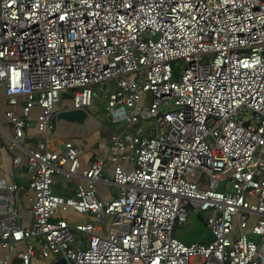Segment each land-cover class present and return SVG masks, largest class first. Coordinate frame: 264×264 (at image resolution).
Wrapping results in <instances>:
<instances>
[{
	"label": "built area",
	"instance_id": "2783aa9c",
	"mask_svg": "<svg viewBox=\"0 0 264 264\" xmlns=\"http://www.w3.org/2000/svg\"><path fill=\"white\" fill-rule=\"evenodd\" d=\"M0 94L24 100L3 113L0 264H264V0H0ZM63 96L83 111L101 97L127 126L83 168L70 141L52 146ZM32 108L24 225L13 151ZM61 178L72 196L54 192ZM98 184L116 191L101 200ZM189 212L207 214L209 244L172 236Z\"/></svg>",
	"mask_w": 264,
	"mask_h": 264
},
{
	"label": "crops",
	"instance_id": "0c3cea01",
	"mask_svg": "<svg viewBox=\"0 0 264 264\" xmlns=\"http://www.w3.org/2000/svg\"><path fill=\"white\" fill-rule=\"evenodd\" d=\"M67 98V97H66ZM68 99V98H67ZM69 100V99H68ZM68 100H63L68 103L62 102L59 103L58 107L56 108L55 114L62 111H68L71 109V103ZM24 104L23 98H19V102L17 106H10L7 104L5 98L0 94V179L8 180L10 179V174L12 173V163L11 157L8 152L7 146L9 141H11V125L8 121H6L3 117V113L6 111H12L16 116L21 117V107ZM87 114L92 116L94 119L93 114H98L97 110L94 108L92 103V107L85 111ZM39 113L38 108H32L30 111V117L28 119L29 127L25 131V137L23 139L17 140L15 142L16 147L14 148V154L18 155L23 165L20 169L16 172L15 181L20 186V191L18 192V198L16 200V206L19 210L21 215V223L24 225H28L30 221V208L32 205L33 194L28 189L27 186V179L24 174V160L26 158L27 152L33 149L36 143L43 138L42 134H39L35 127V116ZM55 114L53 116V130H52V146L56 150H60L62 145L66 141H70L75 147H77L81 151L80 155V164L81 168L87 165V162L93 160L98 156H107L108 154V147L110 145L109 137L112 132L116 129H126L127 126L119 127L120 123L114 124L110 119H104V121L99 122L101 124V128L96 130L89 135L81 138V139H68L66 137L55 136L56 132V124L54 121ZM107 116V115H106ZM97 119V118H96ZM95 119V120H96ZM124 166H128L125 164ZM76 181L70 180L65 181L62 178L57 179L55 185L53 186V190L56 194L69 197L74 194ZM97 194L101 200H108L111 195L116 191L114 186H106L103 184H98L96 187ZM72 215L77 219L75 221L70 220L68 216ZM70 224H77L82 223L84 221V216L75 214L72 211H67L61 214ZM18 249L21 250L22 246L19 245ZM11 264H21L20 260L15 257V255L10 254ZM40 264H49V262H42Z\"/></svg>",
	"mask_w": 264,
	"mask_h": 264
},
{
	"label": "rangeland",
	"instance_id": "374dc122",
	"mask_svg": "<svg viewBox=\"0 0 264 264\" xmlns=\"http://www.w3.org/2000/svg\"><path fill=\"white\" fill-rule=\"evenodd\" d=\"M63 100H68L67 98L63 97L61 101L68 103V102L63 101ZM92 100H93L92 103L94 105V108L98 112V114H93L94 117L97 118V119L96 118L95 119L99 122L104 121L103 118L109 119V117L106 116L107 115L106 111L104 110L103 99L101 97L97 98L95 96V97H93ZM60 104H61V102H60ZM91 124L92 123H90V125ZM124 124L125 123L122 122L118 126L121 127V126H124ZM201 217H202L203 222L199 221L196 218V215H194L192 212H189V214L187 216L186 223L182 227H175L173 229L172 236L183 244H191V243H200V244H204V245L209 244L212 241V235H211L210 231L204 226V220L206 219L207 214L201 213ZM68 218H69V221L70 220L75 221L77 219L76 217H74L72 215H69ZM253 239H254V241H257V239L255 237Z\"/></svg>",
	"mask_w": 264,
	"mask_h": 264
},
{
	"label": "water",
	"instance_id": "95a60500",
	"mask_svg": "<svg viewBox=\"0 0 264 264\" xmlns=\"http://www.w3.org/2000/svg\"><path fill=\"white\" fill-rule=\"evenodd\" d=\"M54 121L56 124L55 136L66 137L68 139H81L101 128V124L83 110L58 112L55 114ZM90 123L92 124L90 125ZM196 218L203 222L201 215H197ZM53 264L67 263L63 259H60Z\"/></svg>",
	"mask_w": 264,
	"mask_h": 264
},
{
	"label": "trees",
	"instance_id": "16d2710c",
	"mask_svg": "<svg viewBox=\"0 0 264 264\" xmlns=\"http://www.w3.org/2000/svg\"><path fill=\"white\" fill-rule=\"evenodd\" d=\"M64 98H66V96H63ZM68 97V96H67Z\"/></svg>",
	"mask_w": 264,
	"mask_h": 264
}]
</instances>
